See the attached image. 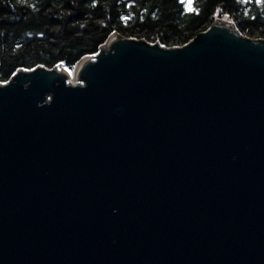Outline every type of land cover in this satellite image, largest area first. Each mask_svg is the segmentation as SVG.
Returning <instances> with one entry per match:
<instances>
[{"label":"water","instance_id":"obj_1","mask_svg":"<svg viewBox=\"0 0 264 264\" xmlns=\"http://www.w3.org/2000/svg\"><path fill=\"white\" fill-rule=\"evenodd\" d=\"M76 76L0 82V264H264V37L115 32Z\"/></svg>","mask_w":264,"mask_h":264},{"label":"trees","instance_id":"obj_2","mask_svg":"<svg viewBox=\"0 0 264 264\" xmlns=\"http://www.w3.org/2000/svg\"><path fill=\"white\" fill-rule=\"evenodd\" d=\"M219 17L231 19L246 35L264 37V7L254 2L0 0V82L38 64H63L72 71L115 32L168 47L183 45Z\"/></svg>","mask_w":264,"mask_h":264},{"label":"snow or ice","instance_id":"obj_3","mask_svg":"<svg viewBox=\"0 0 264 264\" xmlns=\"http://www.w3.org/2000/svg\"><path fill=\"white\" fill-rule=\"evenodd\" d=\"M184 2H185V0H181V3H184ZM239 2L243 3V4H248L250 2H254L257 5H260L261 7H264V0H239ZM189 7L191 8V3H189ZM125 19H127V17ZM251 19L252 20H256L257 17L251 16Z\"/></svg>","mask_w":264,"mask_h":264},{"label":"rangeland","instance_id":"obj_4","mask_svg":"<svg viewBox=\"0 0 264 264\" xmlns=\"http://www.w3.org/2000/svg\"><path fill=\"white\" fill-rule=\"evenodd\" d=\"M222 19H227V17H224V18H222ZM228 20H230V19H228ZM230 21H232V20H230ZM233 22V21H232ZM250 37H252V36H250ZM76 68H77V66H76ZM76 68L74 69V70H72V71H69L68 69V71L70 72L69 73V80H70V82L72 81V82H75V79H76ZM21 69H23V68H21ZM20 70V69H19Z\"/></svg>","mask_w":264,"mask_h":264},{"label":"bare ground","instance_id":"obj_5","mask_svg":"<svg viewBox=\"0 0 264 264\" xmlns=\"http://www.w3.org/2000/svg\"><path fill=\"white\" fill-rule=\"evenodd\" d=\"M59 68H61L62 69V67L61 66H59ZM70 73V72H69ZM69 78V77H68ZM70 81V80H69ZM72 82V81H71ZM78 82V78H77V76H76V79H75V82H72V83H77Z\"/></svg>","mask_w":264,"mask_h":264}]
</instances>
